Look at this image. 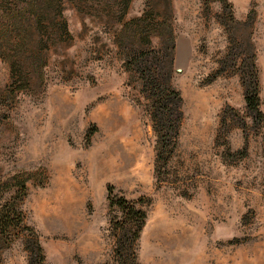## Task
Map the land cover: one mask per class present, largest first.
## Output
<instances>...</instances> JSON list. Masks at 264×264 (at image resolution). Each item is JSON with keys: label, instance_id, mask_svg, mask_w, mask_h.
Segmentation results:
<instances>
[{"label": "rangeland", "instance_id": "obj_1", "mask_svg": "<svg viewBox=\"0 0 264 264\" xmlns=\"http://www.w3.org/2000/svg\"><path fill=\"white\" fill-rule=\"evenodd\" d=\"M86 1L64 3L72 73L12 92L0 63V206L33 237L0 231V264L32 262L35 239L41 264H131L113 251L125 225L108 187L145 213L136 264H264V127L239 80L252 61L264 117V0H129L124 21H160L153 46L174 36L157 80L178 92L181 119L158 163L138 78L112 43L120 0Z\"/></svg>", "mask_w": 264, "mask_h": 264}, {"label": "trees", "instance_id": "obj_2", "mask_svg": "<svg viewBox=\"0 0 264 264\" xmlns=\"http://www.w3.org/2000/svg\"><path fill=\"white\" fill-rule=\"evenodd\" d=\"M65 2L77 7L87 1L0 0V63L6 66L8 76L6 88L10 91L32 88L42 90L60 81L62 76L73 72L72 64L68 63L63 55L64 49L68 48L72 42V36L63 16ZM119 2V10L115 16L122 27L118 32L113 33L112 43L121 58L123 70L138 78L142 99L146 101L152 129L156 136L155 163H158L159 150L165 147L163 143L165 137L171 132L173 133L171 140L174 139L181 119V99L178 92L170 88L168 84L163 85L157 80V76H162L158 69L165 70V74H169L173 58L174 36L170 30L165 44L153 46V39H159L160 36L162 38L161 32L156 30L162 29L159 26L160 21L155 18L153 12L144 17L142 15L136 19L124 21L129 0ZM106 13L110 15L112 12L106 11ZM141 18L147 19L142 21ZM162 58L163 65H160ZM241 76L239 80L245 109L260 120L264 127V117L259 110L257 98L256 70L252 61L245 66V72ZM16 184L17 194L21 197L24 193L23 181H17ZM106 190L109 205L121 214L122 219L119 222L125 225V228H120L124 235L114 239V254L121 257L123 251H129L132 255L131 264H136L134 243L143 226L145 213L123 198L115 196L109 198L111 187ZM22 221L21 212L14 205L0 206L2 233L9 232L11 228H22L27 231L25 237L32 239L30 229L24 226ZM125 236L129 237H126L129 241L127 248L123 241ZM33 243L32 262L28 260L27 264H41L43 261L41 248L36 239Z\"/></svg>", "mask_w": 264, "mask_h": 264}]
</instances>
